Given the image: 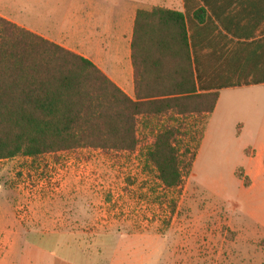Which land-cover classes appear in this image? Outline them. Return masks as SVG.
<instances>
[{
	"label": "rangeland",
	"instance_id": "obj_1",
	"mask_svg": "<svg viewBox=\"0 0 264 264\" xmlns=\"http://www.w3.org/2000/svg\"><path fill=\"white\" fill-rule=\"evenodd\" d=\"M201 116L140 118L132 151L86 148L0 160V229L20 233L0 235V256L11 264L57 262L68 255L66 239L96 262L216 264L217 240L239 193L232 174L239 154L208 144L175 189L161 184L147 160L157 132L173 127L178 155L188 161L187 150L195 154L200 143ZM61 196L69 198L66 220L54 219L55 204L48 206L52 219L40 218L36 202ZM61 226L79 233L60 236ZM224 256L231 257L226 244Z\"/></svg>",
	"mask_w": 264,
	"mask_h": 264
},
{
	"label": "crops",
	"instance_id": "obj_2",
	"mask_svg": "<svg viewBox=\"0 0 264 264\" xmlns=\"http://www.w3.org/2000/svg\"><path fill=\"white\" fill-rule=\"evenodd\" d=\"M154 9L183 15L197 94L218 95L213 112L200 117L194 163L208 144L229 145L240 156L232 170L239 193L217 240L216 264H264V0H0L1 18L90 61L132 100L137 16ZM200 9L206 13L203 22L195 17ZM67 198H43L35 209L49 220L44 208L55 204L54 219L66 220ZM65 228L56 227L55 233H79ZM3 234L20 233L0 229ZM62 244L67 256L40 264H110L83 257L66 239ZM225 244L231 259L224 256ZM0 264L11 262L0 256Z\"/></svg>",
	"mask_w": 264,
	"mask_h": 264
},
{
	"label": "trees",
	"instance_id": "obj_3",
	"mask_svg": "<svg viewBox=\"0 0 264 264\" xmlns=\"http://www.w3.org/2000/svg\"><path fill=\"white\" fill-rule=\"evenodd\" d=\"M195 17L203 22L205 10ZM132 60L136 100L90 61L0 17V160L86 148L132 151L140 118L213 112L218 95L197 94L182 14L140 11ZM177 134L160 129L147 155L167 189L181 186L196 157L187 150L190 159L181 160Z\"/></svg>",
	"mask_w": 264,
	"mask_h": 264
},
{
	"label": "flooded vegetation",
	"instance_id": "obj_4",
	"mask_svg": "<svg viewBox=\"0 0 264 264\" xmlns=\"http://www.w3.org/2000/svg\"><path fill=\"white\" fill-rule=\"evenodd\" d=\"M44 210H45V211L47 210V211H46V212H47V214H49V213H50L49 211H53V209H52L51 207L49 208L48 206H47V207H45V208H44Z\"/></svg>",
	"mask_w": 264,
	"mask_h": 264
}]
</instances>
